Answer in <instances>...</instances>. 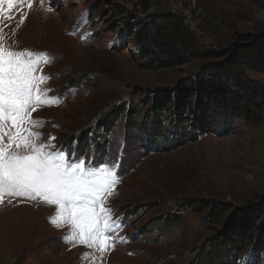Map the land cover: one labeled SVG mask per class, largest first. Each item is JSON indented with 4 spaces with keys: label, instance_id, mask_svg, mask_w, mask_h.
Masks as SVG:
<instances>
[{
    "label": "rangeland",
    "instance_id": "1",
    "mask_svg": "<svg viewBox=\"0 0 264 264\" xmlns=\"http://www.w3.org/2000/svg\"><path fill=\"white\" fill-rule=\"evenodd\" d=\"M79 3L85 26L82 38L66 28L70 16L63 10V0L48 4L31 0V8L28 0H18L12 18L0 17V47L23 51L25 56L27 51L51 54L41 58L36 73L46 77L40 88L51 106L33 112L35 122L27 127L41 134L40 143L54 136L57 148L65 146L69 155L83 156L86 166L94 156L96 164L107 162L116 168L120 182L107 197L106 207L115 224L111 231L118 230L121 237L111 236L103 252L98 245L73 246L61 239L71 229L49 222V217L55 218V206L39 198L5 194L0 201V264H190L197 253L198 264L227 263V251L240 244L237 238L231 243L230 234L234 228L247 229L243 215L264 201V106L255 109L256 121H212L197 95L192 110L210 121L205 132L186 139L179 129L163 127L174 122L175 102L168 99L183 98L199 70L219 62L201 61L198 53L229 56L235 46L264 36V0ZM4 9L7 12V5ZM21 13L26 17L22 24ZM150 18L179 20L184 40L192 42L193 56L180 65L147 67L140 58L134 25ZM247 74L264 84V72ZM157 98L163 105L159 120L163 127L153 132L156 119L155 124L143 118ZM118 104L138 110L140 128L126 129V111L110 121L109 113ZM106 118L109 129L98 132L94 142L90 132ZM206 201L217 202L223 210L216 224L182 208ZM172 214L177 218L170 222ZM216 238L220 242L214 243ZM246 240L238 263L264 264V255L254 256L256 244Z\"/></svg>",
    "mask_w": 264,
    "mask_h": 264
},
{
    "label": "snow or ice",
    "instance_id": "2",
    "mask_svg": "<svg viewBox=\"0 0 264 264\" xmlns=\"http://www.w3.org/2000/svg\"><path fill=\"white\" fill-rule=\"evenodd\" d=\"M17 4L18 0H0V17L12 18ZM28 7H32L31 0ZM24 19L21 13V24ZM45 55L51 56L30 51L25 56L23 51L0 47V201L5 194L33 201L39 198L55 206L50 223L71 229L61 239L73 246L98 245L103 252L115 228L106 199L120 182L116 168L107 162L96 164L94 156L86 166L83 156L69 155L65 146L57 148L54 136L40 143L41 134L27 127L35 122L33 112L42 105L51 106V101L43 100L40 88L46 77L36 75Z\"/></svg>",
    "mask_w": 264,
    "mask_h": 264
},
{
    "label": "trees",
    "instance_id": "3",
    "mask_svg": "<svg viewBox=\"0 0 264 264\" xmlns=\"http://www.w3.org/2000/svg\"><path fill=\"white\" fill-rule=\"evenodd\" d=\"M171 29L172 32L170 34L169 31ZM183 32L184 28L180 24V21L171 18H164L162 20L150 18L143 23L140 22L134 25V37L140 44L138 50L140 58L148 62L147 67L149 68H166L186 62L187 57L192 55L189 48L192 42L184 40L185 36ZM175 40L179 41L181 47L178 44L176 46ZM197 55L201 61L218 60L219 62L204 65L198 72L201 73L195 77L196 81L187 87L183 98L176 96L173 100L168 99V103L175 102V111L173 112L174 122L170 120L171 124H167L166 127H163L162 124L161 126L164 129L171 128L174 131L179 129L181 137L185 136L186 139H195L205 132L203 127L204 125L208 126L210 121L200 119L197 116V112L195 113L192 110L193 102L197 95L202 101L201 106L207 108L208 119L211 118L212 121H216L215 118H218V121L226 120L228 122L239 118L256 121L255 109L264 106V84L248 76L247 72H264V36L251 37L247 44L235 46L232 54L229 56L222 55L218 57L214 52H203ZM163 56L164 61L162 60ZM158 99L160 98H157L152 103V107L147 111V115L144 116L145 118H143V120L148 118L147 121L149 120L155 124L156 119L158 128H152L153 132L161 129L159 120L162 118L163 111L161 107L163 105L159 103ZM185 110L187 111L186 113ZM123 111H126V129L134 130L140 128L139 124H136L138 110L132 107L125 108L124 105L118 104L111 109L109 113L111 116L108 118L111 121L113 118L120 116ZM191 112L195 115L193 118L191 117ZM108 118L98 120L94 125L92 133L90 132L92 135L91 140L96 142L98 132L108 131L110 123ZM185 120L187 121L184 122ZM184 123L188 125V128L184 127ZM152 129L150 130L151 132ZM182 208L206 215V220L211 224H216L220 218V213L223 212L220 209V205L213 201L200 202L198 206L186 203ZM176 218L172 214L168 221H175ZM243 218H246L249 225L247 229H233L234 233L230 234L229 241L233 243L234 238H237L240 244L233 245L230 247V250H228L229 248L227 249L228 251L226 250L229 260L223 264H237L240 262L238 258L243 252L241 243L243 244V241L247 242L246 239L256 244V246L254 245L255 257L264 255V201L263 204L259 205V208L248 210V214H244ZM218 242H220V239L216 238L214 243ZM230 253L231 255H229ZM198 257L199 253H197L195 260L190 264H198Z\"/></svg>",
    "mask_w": 264,
    "mask_h": 264
},
{
    "label": "bare ground",
    "instance_id": "4",
    "mask_svg": "<svg viewBox=\"0 0 264 264\" xmlns=\"http://www.w3.org/2000/svg\"><path fill=\"white\" fill-rule=\"evenodd\" d=\"M44 2L48 4L50 3V0H44ZM63 6H65L63 10L67 11L66 14L70 16L67 19L66 28H68L71 32L77 33L78 36L82 38L85 33V26L83 25V12L81 10L79 0H63ZM120 237L121 232L118 230H116L112 235L114 240L119 239Z\"/></svg>",
    "mask_w": 264,
    "mask_h": 264
}]
</instances>
